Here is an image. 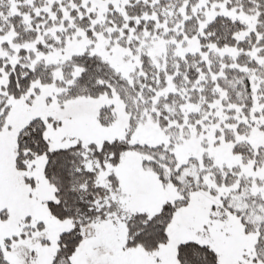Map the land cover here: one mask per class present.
<instances>
[{
  "label": "rangeland",
  "instance_id": "1",
  "mask_svg": "<svg viewBox=\"0 0 264 264\" xmlns=\"http://www.w3.org/2000/svg\"><path fill=\"white\" fill-rule=\"evenodd\" d=\"M2 1L5 0H0L3 8ZM7 1L10 3L5 7L6 12L12 14L17 10L16 2ZM140 1L142 3L138 4L136 0H82L91 22L87 31L77 26L76 18L67 9L69 5L73 7L72 1L47 0L45 22L36 27L37 35L32 40L19 41L15 37V25L0 22V114L3 120L0 129V246L11 264H54V248L61 230L48 208L40 201L32 203L27 196L28 183L25 166L19 161L22 147L18 140L32 120L41 121L52 133L61 132L64 127L70 136L76 131V151L89 147L77 140L83 137L99 134L110 141L118 140L124 154L120 164L145 175V182H150L148 193L152 194V201H162L166 193L176 188L172 182L163 186L158 174L144 167L146 161L156 159L154 154L158 155L157 160L172 155L177 167L190 173L199 170L206 190L201 194V202L195 203L188 212L203 220L202 206L225 205L234 227L213 231L220 240L221 250L225 251L223 264H264L258 258V250L264 247L260 243L264 239V226L254 220V226L247 229L244 219L250 209L230 210L242 197L258 208L264 218V163L255 158L259 149L264 148V48L212 44L203 47L197 35L187 36L182 28L183 20L192 15L203 28L212 17L224 14L243 21L247 32H251L256 28L258 12L250 14L241 7L229 6L228 0H197L190 7L187 0H181L170 14L161 17L159 10L153 9L158 6L161 10L162 0ZM135 3L138 4L136 9L145 3L153 8L134 16L137 22L139 15L152 18L153 29L143 28L135 34L134 27L126 33L122 29L115 33L116 27L107 24L106 14L111 7L121 12ZM57 9L60 15H56ZM47 19L51 20L48 26L45 25ZM84 52L100 56L131 83L142 73V54H147L158 70L166 69L169 58L176 63V58L198 54L206 70H200L191 85L185 76L177 83L173 80L176 72L166 73L165 84L153 89L149 98L139 90L136 95L130 94L133 97L128 103L114 89L96 97H66L67 87L80 68L75 66L68 76L64 66L74 55ZM214 60L219 62L217 71L211 67ZM9 63L11 66L20 63L32 69L50 66L51 79L48 82L36 79L25 92L14 96L5 89ZM208 86L212 94L210 101L202 94L191 99L192 90L200 92ZM103 111L111 114V121L106 124L100 120ZM245 144L248 149L243 153L240 146ZM37 151L40 156V150ZM105 161L108 163L104 172L116 167V159L112 161L114 165ZM37 170L39 173L40 168ZM104 174L97 175L105 177L102 182L107 181ZM91 179L95 181L93 174ZM47 185L40 183L45 193L53 195V188ZM177 193L174 194L178 196ZM108 230L121 234L110 227ZM98 251L106 252L110 258L102 264H123L122 257L114 254L109 246L102 244ZM83 259L80 257L78 264H82Z\"/></svg>",
  "mask_w": 264,
  "mask_h": 264
},
{
  "label": "trees",
  "instance_id": "2",
  "mask_svg": "<svg viewBox=\"0 0 264 264\" xmlns=\"http://www.w3.org/2000/svg\"><path fill=\"white\" fill-rule=\"evenodd\" d=\"M16 2V9L12 14L6 12L5 7L10 3L5 0L2 8L0 4V22L5 24L12 23L15 26L17 39L32 40L37 35V26H42L45 22L46 10L48 6L47 0H14ZM73 7L69 5L71 15L76 18L77 26L90 31V19L86 14V8L82 5V0H70ZM132 2L134 0H131ZM142 3L140 0H136ZM161 10L153 9L149 3H145L142 7L136 9L137 3L132 6L127 5L123 11L110 8L106 14V22L108 25L116 27L115 33L122 29L124 33L128 32L129 28H136L134 33L137 34L141 29H153L154 20L152 18H145L142 15L137 17L138 22L134 19L137 13L143 11L150 12L159 10L161 17L168 15L173 11V7L180 4L181 0H172L165 3ZM187 6L190 7L196 3L197 0H187ZM212 2H221L223 0H211ZM229 6L241 7L247 13L258 12L257 24L255 30L247 32V27L243 21L230 17L224 14H217L206 22L203 28L199 27L196 16H190L183 20V32L187 36L197 35L203 47L212 44L216 47L236 46L238 48L249 49L253 45L264 48V0H228ZM56 3L51 6L54 7ZM160 6V5H159ZM190 13V11H188ZM78 13H82L81 16ZM165 13V14H164ZM59 9L56 10V15H60ZM78 17V18H77ZM51 24V20H46V26ZM258 35H261L259 37ZM2 57V56H1ZM241 57V56H240ZM244 56L243 58H245ZM3 58V57H2ZM140 70L141 74L135 76L133 82L127 81L122 77L107 61L100 56L84 52L74 55L64 66V71L70 76V72L76 66L80 68V72L76 75L72 83H70L66 90V97L75 96H91L96 97L101 93L110 92L114 89L126 103L131 99V95H136L142 90L146 97H150L153 89L163 86L165 84V74L177 73L173 80L178 83L179 80L185 76L188 84L191 85L198 76L200 70H206L204 60H200L198 54H186L184 58H176V63L172 58L168 59L165 70H158L152 63L147 54L140 56ZM1 65V61H0ZM219 62L214 60L211 67L217 71ZM50 66H43L32 69L28 66H22L20 63L8 64V80L5 85L6 91L9 94L18 96L25 92L30 83L36 79L43 82H48L51 79ZM210 87L204 88L202 91L192 90V100L197 99L198 95H205V99L210 101L212 94ZM172 98V96H169ZM2 103H0L1 106ZM162 112L166 110L162 108ZM167 114V113H166ZM2 115L0 114V129L3 125ZM100 120L103 124L111 121V114L109 112L101 113ZM34 125V126H32ZM28 130V131H27ZM48 128L42 124L41 121L32 120L19 134V144L22 147L20 151L21 157L19 159L21 165L25 166V157L27 143L29 144L28 134H33L34 143H37L41 148L44 146V134ZM30 131V132H29ZM45 132V133H44ZM102 149L89 145V147L82 150L80 153L81 163L84 158H91V172L97 183L93 189H76L77 196L84 201H90L94 210H85V205L81 202V207L78 212L81 217L85 219L87 216L95 214H104L100 218H94V221L101 219L105 223H112L113 230L121 231L127 234L124 241V248L122 250L123 264H223L225 251L221 250V243L218 237L215 236L214 230H227L234 227L230 219L228 210L224 204L211 203L207 206H202L204 210L203 220L198 215L191 214L188 211L193 208L195 203L201 202V194L206 190L205 184L201 179V172L195 170L190 173L177 167L176 161L173 162L172 155L161 157L157 160L158 155L154 154L155 160L146 161L144 167L153 169L167 186L170 182L176 185L174 190L178 192V196L174 192L166 193L162 201H152V194L148 193L150 182H145L144 174H137L133 170L132 178L127 186H121L117 175L116 167H112L110 171L104 172L106 164L105 159L110 163L116 159L117 161L123 158V150L120 148L118 140H108L101 136ZM107 144V145H106ZM96 149L95 152L90 151L91 148ZM29 146V145H28ZM241 151L245 153L244 149H248L245 144L240 146ZM158 149V148H157ZM255 158L264 163V148L259 149ZM168 152V150H166ZM251 153V151H250ZM20 155V154H19ZM18 155V156H19ZM253 157V153L251 154ZM114 163V162H113ZM112 163V164H113ZM116 164V163H115ZM159 166H156V165ZM176 164V165H175ZM17 165V164H16ZM114 165V164H113ZM196 166V164H195ZM180 169V170H179ZM85 169L82 165V175L80 180H87L88 177L84 175ZM105 173L107 181L102 182L105 177L97 176L98 173ZM135 176V178L133 177ZM140 183L139 190L135 183ZM147 183V184H146ZM145 187H144V186ZM125 187V188H124ZM119 188L120 192H117ZM130 190L124 193V189ZM141 196L146 199L142 205L136 198ZM231 205L230 210L240 212L243 209L249 208V214L244 219V224L247 229L252 228L255 222L261 223L264 226V218H261V213L254 205L249 204L247 199L240 197ZM141 204V205H140ZM227 205V203H225ZM105 220V221H104ZM264 229V228H263ZM264 236V232H263ZM264 245V239L260 242ZM141 248V249H140ZM258 258L264 262V247L258 250ZM84 258V257H83ZM0 264H11L4 256L3 249L0 246Z\"/></svg>",
  "mask_w": 264,
  "mask_h": 264
},
{
  "label": "flooded vegetation",
  "instance_id": "3",
  "mask_svg": "<svg viewBox=\"0 0 264 264\" xmlns=\"http://www.w3.org/2000/svg\"><path fill=\"white\" fill-rule=\"evenodd\" d=\"M61 130V132L57 133H52L48 130L47 134H44L45 148L44 146L40 148L37 143H34L33 134L29 133V144L27 143L28 148L25 149L27 150L25 157V180L28 183L27 196H29L32 203L40 201V204H43L45 208L47 207L50 214L55 217V220L61 226L54 248L53 263L78 264L80 257H84L82 264L105 263L110 258L106 256V252L99 253L98 248L102 244L109 246L114 254L122 257L124 255L121 253V247H124L127 234H113L111 230H108L109 227L110 229L113 228L111 222H100L101 219L93 220L104 215L102 213H93L92 216H87L83 219L78 212L82 201L86 202L83 203L85 210H94L90 201H84L76 194V189L91 190L97 186V183L91 179V163L93 161L89 157L88 160L87 158L83 159V164L85 165V167L83 166L85 169L83 173L85 176L88 175V179L80 180L82 175L81 149L76 151V131H73L71 133L72 136H70L65 127ZM77 140H82L87 145L94 143L95 146L102 149L103 143L101 141L103 139H101L99 134ZM37 150H40V156H38ZM90 151H96L94 145ZM85 160L87 161L85 162ZM120 161L121 159L116 163L117 175L120 180L119 184L127 186L132 178V171L127 166L124 168ZM38 168H40L39 173L37 172ZM38 175L41 177H38ZM45 182L48 183L47 187L53 188V195L43 191L40 183ZM139 184L136 182L135 186L142 190ZM136 199L142 205L146 202V199L141 196Z\"/></svg>",
  "mask_w": 264,
  "mask_h": 264
}]
</instances>
